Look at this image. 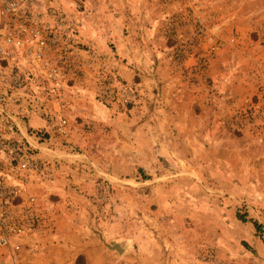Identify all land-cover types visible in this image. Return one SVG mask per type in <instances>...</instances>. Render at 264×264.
<instances>
[{
  "label": "rangeland",
  "instance_id": "374dc122",
  "mask_svg": "<svg viewBox=\"0 0 264 264\" xmlns=\"http://www.w3.org/2000/svg\"><path fill=\"white\" fill-rule=\"evenodd\" d=\"M131 1L139 5L142 0L54 1L69 18L82 21L73 41L84 52L72 59L73 65L62 75L65 103L53 107L67 121L63 131L43 112L18 123L24 135L47 137L46 143L36 146L54 169L50 177L29 178L21 185V196L36 198L40 223L24 238L17 264H252L254 251L239 235L245 228L233 220L234 205L241 197L264 200V78L255 71V94L242 108L229 107L219 102L217 94L211 95L207 73L212 62L243 39L235 26L224 23L222 15L227 10L218 0H205L209 28H214V39L220 44L213 56L206 55L210 41L189 44L183 50L177 47L178 36H188L187 28L167 31L175 15H186L185 2L198 0H143L149 9L136 14L152 20L158 30L164 47L154 48L166 53L169 66L174 65L170 73L152 70L148 74L131 65L123 70L125 60L112 51V43H105L108 51L101 52L93 41L82 42L88 19L90 24L124 19L125 5ZM228 12L233 16L231 9ZM232 61L230 76L235 83L244 72L253 76V69H261L264 73V57ZM155 62L151 59L154 66ZM108 75L115 76L116 85L133 88L132 103L101 99L100 89ZM148 78L158 82L150 83ZM74 85L88 88L104 108L98 124L71 122L69 90ZM193 111L199 115L192 124L182 125L186 132H179L169 118L155 119L151 132L143 123L153 114L187 117ZM243 131L247 132L244 140L238 138ZM210 133H214V147L224 133L225 154L211 153ZM161 144L167 151L154 148ZM90 146L95 153L85 154ZM70 158L75 162L67 170L64 159Z\"/></svg>",
  "mask_w": 264,
  "mask_h": 264
},
{
  "label": "built area",
  "instance_id": "2783aa9c",
  "mask_svg": "<svg viewBox=\"0 0 264 264\" xmlns=\"http://www.w3.org/2000/svg\"><path fill=\"white\" fill-rule=\"evenodd\" d=\"M54 1L0 0V264H17L24 238L40 223L36 198L21 196L22 183L50 177L54 169L36 146L46 143L47 137L24 135L18 123L44 113L63 131L67 121L53 107L65 103L62 75L73 65L72 59L84 52L73 41L82 21L69 18ZM184 6L186 15H175L167 31L187 28L188 36H178L177 47L183 50L210 41L206 55L213 56L220 44L214 39V28H209L207 2ZM90 55L95 57L94 52ZM106 82L100 89L103 101L125 105L134 101L129 85H116L114 75H108Z\"/></svg>",
  "mask_w": 264,
  "mask_h": 264
},
{
  "label": "crops",
  "instance_id": "0c3cea01",
  "mask_svg": "<svg viewBox=\"0 0 264 264\" xmlns=\"http://www.w3.org/2000/svg\"><path fill=\"white\" fill-rule=\"evenodd\" d=\"M218 2H220V6L222 5L221 7L227 10L225 15H222L224 23L235 26L241 33V38L243 39H241L240 44L236 48L224 51L216 60V63L212 62L207 73L211 78L209 88L212 91L211 95L217 94L216 97L220 99L219 102L223 104L226 102L229 107L235 106L236 108H242L250 102L252 94H255L253 80H256V77L254 75L258 72V74L264 78V73H262L261 69L260 71L253 69V76H249L247 72H244V76L236 79L235 83L230 76L234 74V62L232 59H241L242 57H264V0H218ZM128 3L129 5L127 3L125 5L126 18L124 19H121L123 17L119 16V18H112L108 23L103 22V24L99 21H92L90 24V19H88L85 30L82 32V42L88 43L90 42L89 40L93 41L91 43H94L98 47L97 50L101 52L108 51L107 48L103 46L105 43H112V51H114L120 59L125 60L123 62H125L127 67L123 70H127L128 66L131 65V68L145 69L148 74L151 73L152 70H154L155 74L175 71L174 65L169 66L167 63L165 59L166 53L160 49L154 48L156 45L162 49L164 47V41L162 39L160 40L158 30L153 25L152 20L149 18L147 19L144 15L138 16L136 14L138 10L143 14L146 13L149 9L148 5L143 0L139 5L134 1ZM229 9L233 11V16L229 14ZM247 13L248 15H246ZM152 34L153 38L150 39L149 37L152 36ZM151 59H156L155 66L151 63ZM130 70L133 71V69H129L128 71ZM251 70L252 69H249L248 73H251ZM241 71L242 69L236 74L239 75ZM142 72L145 71L142 70ZM148 80L150 83L153 82V84L158 82L156 78H148ZM69 93H71V104L68 114L72 117H70L71 122L75 124V121H81V124L77 123V125H82L84 122L98 124V120H100L99 112H102L104 108L94 100L90 90L83 85H74L70 88ZM198 115L199 114L195 111L188 114L187 117L180 113L171 114L169 116H164L159 113L158 115L153 114L151 117H148L146 122L143 123L147 124V131L151 132L150 127L152 123L156 121L155 119L158 121L161 119L167 120L169 118L170 121H175L177 123L179 132H186L185 127H182V125L187 121H190L192 124V122L196 121ZM211 117H214V114L211 113ZM221 121L224 122V118H222ZM78 129L79 128L75 125V132L78 131ZM246 134L247 132L243 131L242 134H239L240 136L238 138L244 140L247 137ZM73 135L74 138L78 140V136H75L77 134L74 133ZM221 135L222 137L216 143V147H214V133H210L207 136V138L210 139V143L207 147H210L212 154L215 151L222 152L223 154L226 153L225 148L228 147L223 139L225 135L224 133ZM194 136L196 138V134ZM190 137L192 138V133ZM191 145H193V143H191ZM154 148L158 152H161V150L167 151L163 144L160 146L155 145ZM85 152H82V154L77 153L73 156H82L83 153L88 155L95 153V148L93 150V146H90L88 151ZM71 158L64 159L67 160V170H70L74 166L71 162L74 163L75 160ZM212 159L214 160V158ZM231 167L232 165H230L229 168ZM69 181V178H67L63 183L66 185ZM228 185L229 184H227V186ZM224 199L226 200V198ZM223 202L226 201L223 200ZM241 204L245 206V210L243 211L239 209ZM262 204H264V200L260 201L257 200L256 197L245 196L241 197L240 201L234 205L235 212L233 222L238 227H244L246 229V231L244 229V232L239 233V235L242 241L246 243V247L254 251V256L251 260L252 264H264V211L261 209L262 211L260 212L258 209L263 206ZM251 206L256 208H251ZM255 223L259 225V228L255 226Z\"/></svg>",
  "mask_w": 264,
  "mask_h": 264
},
{
  "label": "water",
  "instance_id": "95a60500",
  "mask_svg": "<svg viewBox=\"0 0 264 264\" xmlns=\"http://www.w3.org/2000/svg\"><path fill=\"white\" fill-rule=\"evenodd\" d=\"M113 248L117 250H121V247L118 244H113Z\"/></svg>",
  "mask_w": 264,
  "mask_h": 264
},
{
  "label": "trees",
  "instance_id": "16d2710c",
  "mask_svg": "<svg viewBox=\"0 0 264 264\" xmlns=\"http://www.w3.org/2000/svg\"><path fill=\"white\" fill-rule=\"evenodd\" d=\"M255 226H256L257 228H259V225H258V224H256V223H255Z\"/></svg>",
  "mask_w": 264,
  "mask_h": 264
}]
</instances>
